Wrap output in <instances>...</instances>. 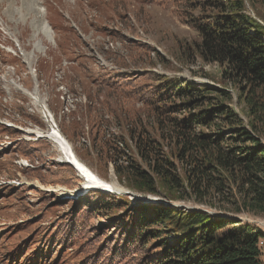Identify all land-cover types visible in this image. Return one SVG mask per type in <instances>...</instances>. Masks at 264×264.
Segmentation results:
<instances>
[{"label": "rangeland", "instance_id": "rangeland-1", "mask_svg": "<svg viewBox=\"0 0 264 264\" xmlns=\"http://www.w3.org/2000/svg\"><path fill=\"white\" fill-rule=\"evenodd\" d=\"M75 1L80 2V16L91 22L88 33L92 37H81L66 9L48 6L58 46L54 47V42L44 44V49H49L45 56L44 49L37 51L30 41V15L21 19L16 14L19 8L28 13L23 7L26 0H0V264H142V251L125 246L129 242L120 233L123 221L118 220L120 228L116 229L108 219L121 209L97 207L94 198H85L100 190L76 193L83 182L69 166L59 162L62 156L56 148L43 139L33 141L24 136L22 130L27 127H46L39 107L10 81L31 92L36 73L40 95L77 156L101 178L126 191L101 145L110 137L131 143L127 123L135 120L139 127L147 114L152 120L153 108L146 105L149 101L141 94L142 86L152 87L170 78L223 85L220 66L203 62L195 52L199 36L191 18L199 9L189 3L195 0ZM75 1L71 6L74 13ZM245 2L247 11L264 26L262 0ZM7 8L15 9L12 17ZM19 48L34 53L30 67ZM74 58L75 81L87 98L85 107L84 96H80L82 102L78 100L84 108L77 106L76 98V108H69L66 96L56 94L50 83L51 77L69 73L67 65ZM116 76L124 82L113 83ZM100 77H105L100 87L81 80L97 79L98 84ZM226 88L234 97L233 108L246 123L245 106L237 102L235 88L228 84ZM78 116L83 134L73 131ZM96 116L107 119L106 126L99 129L98 140H94L88 124ZM261 141L264 144V135ZM120 196L131 200L128 194ZM174 203L205 209L193 201ZM239 217L264 233L263 216L244 213ZM261 245L264 258V238Z\"/></svg>", "mask_w": 264, "mask_h": 264}, {"label": "trees", "instance_id": "trees-1", "mask_svg": "<svg viewBox=\"0 0 264 264\" xmlns=\"http://www.w3.org/2000/svg\"><path fill=\"white\" fill-rule=\"evenodd\" d=\"M189 3L199 9L191 18L199 36L195 52L220 66L223 85L170 78L142 86L152 120L147 114L139 127L135 120L127 123L131 143L110 137L101 147L125 187L205 209L131 203L98 191L85 198H94L97 207L121 209L108 219L116 229L123 221L125 246L142 251V264H264V233L236 218L264 217V26L245 0ZM227 84L245 106L246 123L232 106ZM78 120L73 131L83 134ZM106 122L97 116L88 122L94 140Z\"/></svg>", "mask_w": 264, "mask_h": 264}, {"label": "bare ground", "instance_id": "bare-ground-1", "mask_svg": "<svg viewBox=\"0 0 264 264\" xmlns=\"http://www.w3.org/2000/svg\"><path fill=\"white\" fill-rule=\"evenodd\" d=\"M75 1V0H74ZM69 2V0H26L24 3V9L28 11V13H23L21 9L19 8L16 14H19V17L21 19H24L25 15L28 14L30 15V22H31V27H32V32L30 34V41L33 43V46L37 48V51H43L44 49V44H48L51 42H54L55 46L57 47V38H56V33L55 30H52L51 22L49 20V12H48V6H52L55 10L58 8H64L68 11V16L72 21L75 23L76 29L79 30L80 35L82 38H91L92 35H89L88 33V27L91 22L89 21L88 18L86 17H81L80 16V6H79V1H75V13L73 12V9L71 8L72 3L74 2ZM15 11L14 8H7V13L10 17H12V12ZM25 11V12H26ZM27 17V16H26ZM69 27V26H67ZM70 29V27H69ZM52 33V35H51ZM72 33V32H71ZM73 34V33H72ZM41 35V37H40ZM20 53L22 55V58L25 60L27 63L28 67H30L32 60H34V53L33 52H24L22 48L19 49ZM48 48L44 49L45 51V56H48ZM100 56V54H99ZM38 54L35 55V58H38ZM101 61L105 62V58L103 56H100ZM10 84L13 87H16L20 90H22L24 93L29 94L28 90L25 89L24 87H20L17 85L15 82L10 81ZM31 98L34 100V104L39 105L40 107L43 106V99L40 98V95L38 94L37 89H34V92L29 94ZM24 132L27 134L33 133L36 134L37 132H34L30 129H24ZM117 184V183H116ZM114 185V186H113ZM113 187H116V190H121L119 186L113 184ZM80 191V190H79ZM78 191V192H79ZM77 193V191H75ZM75 192H73L75 194Z\"/></svg>", "mask_w": 264, "mask_h": 264}, {"label": "flooded vegetation", "instance_id": "flooded-vegetation-1", "mask_svg": "<svg viewBox=\"0 0 264 264\" xmlns=\"http://www.w3.org/2000/svg\"><path fill=\"white\" fill-rule=\"evenodd\" d=\"M75 71L72 72L70 75L67 74L65 77H62L61 79L56 78V84L57 87L56 89L59 91L62 89V85L66 86V90L71 91L72 94L75 96V94H80V95H85L82 91V89L79 87L78 81H75ZM83 82H85L86 84L90 85V86H96V87H100L101 83L105 82V77L100 78L98 81L99 83L97 84V79H89V78H85V79H81ZM109 81H106V85L108 84ZM113 83H117V81H114ZM86 96V95H85ZM87 99V98H86ZM85 99V100H86ZM63 129V128H62Z\"/></svg>", "mask_w": 264, "mask_h": 264}, {"label": "water", "instance_id": "water-1", "mask_svg": "<svg viewBox=\"0 0 264 264\" xmlns=\"http://www.w3.org/2000/svg\"><path fill=\"white\" fill-rule=\"evenodd\" d=\"M143 199H144V200H146V201H148V200H149L148 198H143ZM150 200H151V199H150ZM236 218H238V219H239L240 217H237V216H236Z\"/></svg>", "mask_w": 264, "mask_h": 264}, {"label": "crops", "instance_id": "crops-1", "mask_svg": "<svg viewBox=\"0 0 264 264\" xmlns=\"http://www.w3.org/2000/svg\"><path fill=\"white\" fill-rule=\"evenodd\" d=\"M264 259V258H263Z\"/></svg>", "mask_w": 264, "mask_h": 264}]
</instances>
